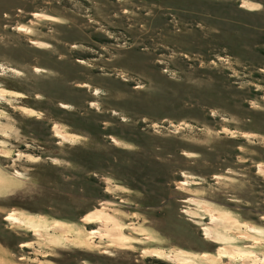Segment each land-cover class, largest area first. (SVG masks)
I'll use <instances>...</instances> for the list:
<instances>
[{"label":"rangeland","instance_id":"374dc122","mask_svg":"<svg viewBox=\"0 0 264 264\" xmlns=\"http://www.w3.org/2000/svg\"><path fill=\"white\" fill-rule=\"evenodd\" d=\"M0 264H264V0H0Z\"/></svg>","mask_w":264,"mask_h":264},{"label":"bare ground","instance_id":"6f19581e","mask_svg":"<svg viewBox=\"0 0 264 264\" xmlns=\"http://www.w3.org/2000/svg\"><path fill=\"white\" fill-rule=\"evenodd\" d=\"M63 107L67 108L68 105L67 104H62ZM56 136H61V132L59 130L56 131ZM213 217V216H212ZM21 217H17L15 214L13 213H10V214H7L6 216V219L7 220H16L18 221L19 223H26L27 221L29 220H26V219H29V218H26L24 220L20 219ZM104 218L105 216L102 215V214H99V213H96L95 211L90 213V214H87L86 216H84L83 218V222H85L86 224H95V223H101L103 222L104 223ZM55 228L59 229V228H62L61 224L60 223H56L55 225ZM32 228V227H31ZM119 229H120V233L122 234V231H121V226H119ZM92 232V231H91ZM94 232V231H93ZM147 253L149 254V256H153V257H157L159 259H163V256H164V252L161 251V250H158V249H154V250H149L147 251ZM165 257V256H164ZM187 262V261H186Z\"/></svg>","mask_w":264,"mask_h":264}]
</instances>
